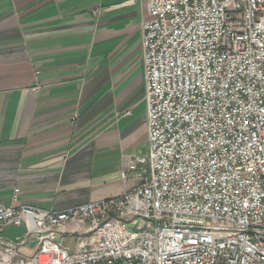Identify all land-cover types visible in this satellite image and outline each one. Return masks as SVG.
Instances as JSON below:
<instances>
[{
  "label": "built area",
  "instance_id": "2783aa9c",
  "mask_svg": "<svg viewBox=\"0 0 264 264\" xmlns=\"http://www.w3.org/2000/svg\"><path fill=\"white\" fill-rule=\"evenodd\" d=\"M141 1L135 185L62 211L0 202V264H264V0Z\"/></svg>",
  "mask_w": 264,
  "mask_h": 264
},
{
  "label": "crops",
  "instance_id": "0c3cea01",
  "mask_svg": "<svg viewBox=\"0 0 264 264\" xmlns=\"http://www.w3.org/2000/svg\"><path fill=\"white\" fill-rule=\"evenodd\" d=\"M146 18L141 0H0V202L62 211L135 185Z\"/></svg>",
  "mask_w": 264,
  "mask_h": 264
},
{
  "label": "rangeland",
  "instance_id": "374dc122",
  "mask_svg": "<svg viewBox=\"0 0 264 264\" xmlns=\"http://www.w3.org/2000/svg\"><path fill=\"white\" fill-rule=\"evenodd\" d=\"M23 233H24V228L18 226L9 227L4 231V235L6 237H13L16 234L21 235ZM74 241H75L74 237H65L63 244L69 246L71 249L73 248Z\"/></svg>",
  "mask_w": 264,
  "mask_h": 264
}]
</instances>
